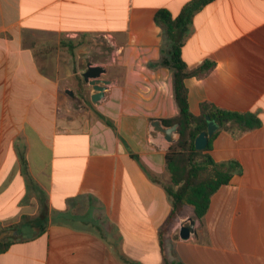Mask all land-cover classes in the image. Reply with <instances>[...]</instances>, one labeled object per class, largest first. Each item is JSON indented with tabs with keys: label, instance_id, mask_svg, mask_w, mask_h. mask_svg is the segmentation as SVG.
<instances>
[{
	"label": "crops",
	"instance_id": "obj_1",
	"mask_svg": "<svg viewBox=\"0 0 264 264\" xmlns=\"http://www.w3.org/2000/svg\"><path fill=\"white\" fill-rule=\"evenodd\" d=\"M190 1L0 0V264H264V0H212L192 16L180 57L213 67L184 80L189 112L206 104L261 125L218 132L212 159L240 172L200 220L183 207L160 251L170 144L150 122L178 111L154 14ZM87 63L110 81L98 104Z\"/></svg>",
	"mask_w": 264,
	"mask_h": 264
},
{
	"label": "trees",
	"instance_id": "obj_2",
	"mask_svg": "<svg viewBox=\"0 0 264 264\" xmlns=\"http://www.w3.org/2000/svg\"><path fill=\"white\" fill-rule=\"evenodd\" d=\"M212 0H191L178 15L172 16L167 10L161 9L154 14V21L161 25L164 35L170 43L166 58L161 62L172 72V89L178 114L173 119L163 120L165 125L178 123L177 139L170 144L164 154L165 173L168 183L163 186L169 202L170 210L159 229L160 251L163 252L164 235L168 232L183 207L192 209V217L200 220L206 213L210 198L218 188L226 185L234 174L240 172L235 161L215 162L211 157V143L219 131L235 129L237 133L246 132L260 127L261 121L251 113H238L221 110L206 104L200 105V113L195 116L189 112L187 89L184 80L192 76H200L213 67L211 62H203L194 70H188L180 57V47L188 36L190 23L194 13ZM63 44V41L60 42ZM75 47L71 42L64 45ZM71 54V52H68ZM209 117L217 130L208 138L203 150L194 148V138L200 131H205ZM107 125L108 120L103 119ZM42 231V230H41ZM7 244L0 242V252ZM164 264H182L167 262Z\"/></svg>",
	"mask_w": 264,
	"mask_h": 264
},
{
	"label": "water",
	"instance_id": "obj_3",
	"mask_svg": "<svg viewBox=\"0 0 264 264\" xmlns=\"http://www.w3.org/2000/svg\"><path fill=\"white\" fill-rule=\"evenodd\" d=\"M104 72L105 70L103 68L91 66L90 63H87L85 71L81 73L82 80L88 84L93 91V94L90 95V102L92 104L99 103L100 99L104 96L107 85L110 83L109 80L101 78ZM66 93L72 95L68 91ZM205 120L207 121L206 130L200 131L194 138L193 144L196 150H203L208 143V138L217 130V126L209 120V117L206 116ZM150 126L153 133L161 135L167 143L172 144L176 141L177 138L174 139L173 135L177 134L178 123L167 126L163 124L161 120L154 119L151 120ZM193 226V219L182 222L178 227L179 238L187 240L190 234L194 232Z\"/></svg>",
	"mask_w": 264,
	"mask_h": 264
},
{
	"label": "rangeland",
	"instance_id": "obj_4",
	"mask_svg": "<svg viewBox=\"0 0 264 264\" xmlns=\"http://www.w3.org/2000/svg\"><path fill=\"white\" fill-rule=\"evenodd\" d=\"M53 55V54H52ZM102 56H104L105 57V54L104 53H102ZM52 57V56H51Z\"/></svg>",
	"mask_w": 264,
	"mask_h": 264
}]
</instances>
